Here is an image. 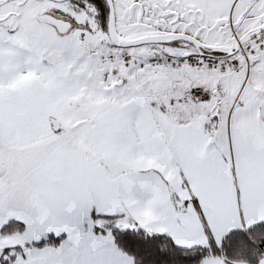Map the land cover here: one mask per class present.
<instances>
[{
    "label": "snow or ice",
    "instance_id": "obj_1",
    "mask_svg": "<svg viewBox=\"0 0 264 264\" xmlns=\"http://www.w3.org/2000/svg\"><path fill=\"white\" fill-rule=\"evenodd\" d=\"M0 264H264V0H0Z\"/></svg>",
    "mask_w": 264,
    "mask_h": 264
}]
</instances>
